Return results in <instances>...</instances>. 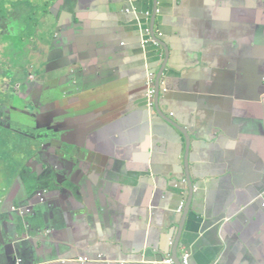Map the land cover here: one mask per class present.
I'll use <instances>...</instances> for the list:
<instances>
[{
    "label": "crops",
    "instance_id": "1",
    "mask_svg": "<svg viewBox=\"0 0 264 264\" xmlns=\"http://www.w3.org/2000/svg\"><path fill=\"white\" fill-rule=\"evenodd\" d=\"M127 6L0 0V264H166L183 251L264 264V0L148 4L167 62L154 112ZM186 173L181 232L171 188L187 206ZM158 186L169 194L154 207Z\"/></svg>",
    "mask_w": 264,
    "mask_h": 264
},
{
    "label": "water",
    "instance_id": "2",
    "mask_svg": "<svg viewBox=\"0 0 264 264\" xmlns=\"http://www.w3.org/2000/svg\"><path fill=\"white\" fill-rule=\"evenodd\" d=\"M138 2L141 4L142 3L147 4V7L142 9L141 11H138V9L136 7V1H134L130 4V0H126V3L128 4V6L121 9L119 14H120L121 18L126 21V24L128 25V27H126V28L128 30H130L132 33H137L140 35V41L138 43V50L143 55L142 65H144L146 67V69H145L146 76H147L146 86H147L150 78L155 79L158 83V88L156 87L157 93H156V96L154 98L155 106H157L159 104V101H160L159 87H160L161 77H162V73L164 72V70L167 66V62L166 61L164 62L165 53H163V51L161 49V44H163L162 38H164V36L160 31H157V33H155L153 29H150L149 24L151 21L155 22L154 17H152L149 20L147 17L144 16V15H146V16L148 15L149 10H151L153 12L155 11L156 7L154 9H152L151 7H148V4L150 2L154 3V0H144L142 2H140V1H138ZM141 34H142V36H141ZM142 39L147 40V43L142 45L141 44ZM165 48L167 50L166 56L168 58L169 57V49H167V47H165ZM158 57H160L161 62L159 60H155V58H158ZM152 66L153 67L158 66L159 68H160V66H162L157 77H156L157 71L155 72L150 68ZM261 80L264 81V70H263V75L261 77ZM66 89H68V90L75 89V86L73 84H68ZM57 95H58V93H57ZM59 95L64 97L66 95V91L60 90ZM56 97L58 98L60 103H64V100H63L64 98H60L59 96H56ZM164 118H165V120H167L168 122H171V124H173L172 121H170L166 117H164ZM173 126L176 127V125H174V124H173ZM252 130H256V128H253ZM233 139L235 140V135H234ZM186 148H187V155H188L189 139L187 140V147ZM186 161H187V159H186ZM186 175H187V184L189 185L187 206L184 207V200H185L184 197L180 196L174 187L171 188L173 190V192L176 193L180 197V201H179V205H178L179 207H177L178 208L177 210L180 214L178 216V217H180V221L176 222V226L181 228V232H184L188 222L189 223L191 222V218H190L191 213L189 211V201H190V198L192 197L193 191H194V185L192 183V180H191V178L188 177L187 173H186ZM179 189H183V188L179 187ZM168 194H169V192L166 189H162L161 186H158V191L156 193V200H155L156 204H154V207L160 206V204L162 202L161 197L165 198ZM175 204H176V201H174V205ZM263 207H264V204H263ZM234 243H235V235L227 237L224 239L223 248H230ZM170 245L174 246V243L170 242ZM179 246H180V240L178 241V243L176 245L177 250H178ZM220 253L217 255V258L224 260V255H220ZM169 258H171V257H169ZM171 259L174 260L175 264H182V254L178 255L176 253L174 255V257H172ZM164 261H166V259H164ZM189 261H190V258H189ZM154 263L161 264V262H159V261H155Z\"/></svg>",
    "mask_w": 264,
    "mask_h": 264
},
{
    "label": "built area",
    "instance_id": "3",
    "mask_svg": "<svg viewBox=\"0 0 264 264\" xmlns=\"http://www.w3.org/2000/svg\"><path fill=\"white\" fill-rule=\"evenodd\" d=\"M147 40L142 39L141 40V44H146ZM156 96V88H155V79H149L148 84H147V102H148V108L153 109L154 107V98ZM22 209V208H20ZM189 253H187L186 251H183L182 253V264H190L189 261ZM86 260V259H85ZM81 261H83V259H81ZM166 264H175L173 259H168L165 262Z\"/></svg>",
    "mask_w": 264,
    "mask_h": 264
},
{
    "label": "rangeland",
    "instance_id": "4",
    "mask_svg": "<svg viewBox=\"0 0 264 264\" xmlns=\"http://www.w3.org/2000/svg\"><path fill=\"white\" fill-rule=\"evenodd\" d=\"M1 8H2V7H1ZM9 28H13V27H9ZM15 28L17 29V27H15ZM34 32H35L36 34H38V37H40V38H42V37L45 36V33H43L41 27H36V30H35V28H34ZM1 36H3V35H1ZM6 39H9V40L13 41V43L15 44V47H16V48H22V46L19 45V44H17V43L14 41V39H13L12 37H5L3 40H6ZM26 144H27V143H26L25 141H23V140L15 139L14 142L12 143L11 147L14 148L16 151H17V150H22V151H23V149H24V147L26 146ZM15 153H16V155L18 154L17 152H15ZM11 162H12V161H11ZM3 167H4V168H7L6 165H4Z\"/></svg>",
    "mask_w": 264,
    "mask_h": 264
},
{
    "label": "trees",
    "instance_id": "5",
    "mask_svg": "<svg viewBox=\"0 0 264 264\" xmlns=\"http://www.w3.org/2000/svg\"><path fill=\"white\" fill-rule=\"evenodd\" d=\"M15 139L23 140V141H25L26 143H28V141H29L27 138L23 137L22 135H16V136H15ZM16 152H17L19 155H22V154H23L22 150H17Z\"/></svg>",
    "mask_w": 264,
    "mask_h": 264
},
{
    "label": "clouds",
    "instance_id": "6",
    "mask_svg": "<svg viewBox=\"0 0 264 264\" xmlns=\"http://www.w3.org/2000/svg\"><path fill=\"white\" fill-rule=\"evenodd\" d=\"M162 85V82H160V86ZM155 88H156V80H155ZM156 93H157V89H156ZM145 98H146V103H147V106H148V102H147V86H146V95H145ZM154 104V107H155V101L153 102ZM153 107V109H154Z\"/></svg>",
    "mask_w": 264,
    "mask_h": 264
},
{
    "label": "flooded vegetation",
    "instance_id": "7",
    "mask_svg": "<svg viewBox=\"0 0 264 264\" xmlns=\"http://www.w3.org/2000/svg\"><path fill=\"white\" fill-rule=\"evenodd\" d=\"M151 111H153V112H154V111H155V108H154V109H151ZM14 210H16V208H15V207H14Z\"/></svg>",
    "mask_w": 264,
    "mask_h": 264
}]
</instances>
